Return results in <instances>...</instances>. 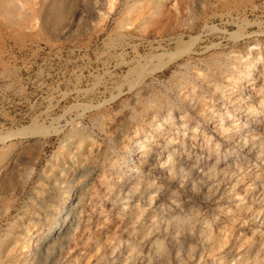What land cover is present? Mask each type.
Listing matches in <instances>:
<instances>
[{"label": "rangeland", "instance_id": "obj_1", "mask_svg": "<svg viewBox=\"0 0 264 264\" xmlns=\"http://www.w3.org/2000/svg\"><path fill=\"white\" fill-rule=\"evenodd\" d=\"M34 1H26L27 6L32 7L31 2ZM96 1L98 0H89V3L88 0H78L79 3L77 2L73 14L69 16L62 29L53 28L51 21L47 24L43 23L39 16V18L25 19L27 25L17 27L0 15V152H4L0 154V165L4 162L7 151H12L14 154L15 150L22 149V154L18 152V157L25 159L18 160L16 169L10 172L9 181L11 185L16 184L15 188L5 189L0 193V210L3 209L0 212V237L5 232H9V235L17 238L18 247L12 264L20 263L23 258L20 253L25 248L22 242L36 227L33 224L38 222V217L28 222L27 211L34 196L39 193L38 185L47 184L45 179L39 176L50 173L63 157L68 158L67 144L70 139L67 133L72 128L83 129L87 135L90 134L89 137L94 139V142L86 141L84 144L83 156L87 154L83 158L85 163H91V161L93 163L95 158L99 165L104 164V168L107 169L103 172L102 167L96 168V173L93 172L90 177L89 195L93 201L89 200L87 205L85 203L83 206L84 217L80 219L78 237L71 242L70 247L63 250L61 255L63 264L65 261L71 264H264V194L260 192V189H249L246 185H232V188L231 185H217L216 178L202 179L198 176L202 173L203 166L217 159L218 153L220 154L218 165L224 166L226 163L229 167L233 166L236 157L228 154L229 149L225 151L227 145L231 147V151L234 150L231 152L233 154L242 152L243 156L241 155L239 160L246 159L249 151L241 147L236 152V147L231 140L227 143L220 138V152L214 146L211 147L207 162L208 150L206 142L200 138L202 135L200 128L204 126L208 130L211 126L205 125L207 123L204 118L200 119L196 143H191L192 139H190V134L194 132L189 128L194 124L192 119L187 122L186 134L183 135L180 131L181 138L174 139V144L179 143L178 158L184 159L188 155V161L193 163L192 167L184 170V176H174L159 166L145 164L138 177L139 187L134 192L135 196L121 198L118 194L119 188L126 181V177L120 176L123 166L117 163L116 167L115 165L110 167L115 157L119 161L130 158V146L134 144L137 133L149 132L150 134L155 129V125H151V118L154 115L152 108L150 107L147 111H138L137 106L140 103L135 97L137 98L139 88L147 89L143 95L147 98H151V93L167 95L169 87L180 76L183 62H187L188 58L194 54H196L195 57L207 54L198 53L201 50L204 52L203 48L215 41H221L222 47L235 49L236 53L237 50H242L244 55L240 54L242 56L240 60L243 62L254 57L255 51L257 55L259 54L258 65L261 67L264 64V35H261V30L264 29V0H199L201 4L198 0H182V5L186 6H184L186 11L183 9V12L186 13L181 14L182 19L181 17L178 19L176 35L165 37L160 36V32L156 31L149 38L142 39L141 31L143 26H146V22L142 24L143 26H139V29L127 38L128 40L119 33L125 27H115L114 19L117 18L118 12L108 21L106 30L98 34L99 28L95 23L98 18L97 9L94 6ZM37 4L33 3V8H36ZM103 6L106 7L102 4ZM89 7L91 9H88ZM85 10H88L87 13ZM83 13L88 16L84 14L85 17ZM149 21L148 24H152ZM125 22L123 25L130 26L127 19ZM237 22L242 25H238ZM213 24H215L214 27ZM231 30L244 32L242 39L237 41L229 35ZM257 30L258 32H255ZM135 43H140L141 50L145 54L159 53L167 49V51H177L188 47L195 50L186 52L184 56L176 58L168 66L160 68L158 66L160 59L166 58L167 53L161 54L162 57L157 55L158 57L155 56L156 58L147 63L140 62L135 58L137 55L136 50L133 49ZM244 51L247 52L246 55ZM143 66L152 69L153 71L147 70L151 74L147 72L145 75L140 74L139 70L141 71L140 68ZM173 74L176 78H173L175 77ZM230 80L229 77L224 81L225 84L227 83L222 86L224 91L212 90L208 93L204 106L213 104L212 109L215 115L222 109L230 110L229 112L232 113L233 107L236 106L234 103L224 102L225 98L220 96L222 92L231 93L232 97L235 96L234 101L238 100L237 96L249 95L250 91H242L238 86L232 92L233 85L228 84ZM260 81L259 79L258 82ZM134 83L137 84L134 85ZM184 90L179 91V94L181 92L183 94ZM136 100H138L137 105ZM242 107H245V104ZM238 109L242 110V108ZM132 110H136V113ZM238 113L233 117L240 122L241 119L236 118ZM102 118L103 124L99 125L102 123ZM40 129L43 130L42 134ZM262 134L264 136V132ZM149 137L150 140L156 139L152 135ZM161 139L159 137L155 142L161 143ZM182 140H185V143L181 142ZM216 140L213 138L211 142ZM29 142L34 146L31 144L29 147ZM201 142H203L201 148L204 152L200 155V162L196 163L197 154L191 152L189 155L186 151H182L184 148L181 147L183 144L186 147L192 144L190 147L200 149ZM90 143L93 145L91 146ZM24 146H28L29 149ZM74 149L72 147V150ZM164 150V155L170 152L166 148ZM253 161L252 159L251 166L245 169V172L251 173L249 180H254L255 171H260L264 181V156L257 159L258 165L254 167ZM74 167L71 166L68 170ZM28 172H31L30 175ZM72 173L77 175L75 170ZM127 173L132 174V178L138 171L133 168L127 170ZM119 176L121 182L118 181ZM149 176L155 178L156 185L161 184V188H151L154 199L145 205L144 214L137 218L132 213L133 205L140 196H142L140 200L144 199L142 194L145 188H149ZM21 185L28 187L24 189ZM13 192L18 193L16 201L13 200L15 198ZM139 204L142 205V203ZM6 211L10 214H5ZM164 218H166L165 221ZM151 222L153 234L139 235V227L146 226L149 230ZM155 224L157 227L154 226ZM26 225L29 227L27 228ZM10 226L12 228L9 230ZM83 258L86 262L82 261Z\"/></svg>", "mask_w": 264, "mask_h": 264}, {"label": "bare ground", "instance_id": "obj_2", "mask_svg": "<svg viewBox=\"0 0 264 264\" xmlns=\"http://www.w3.org/2000/svg\"><path fill=\"white\" fill-rule=\"evenodd\" d=\"M26 1H28V0H0V15L6 17L8 22L15 24L17 27H22V26L27 25V21L25 19H30L31 17H33V19H34V17L39 16L42 18L43 23L47 24L51 21V22H53V26H52L53 28L62 29L64 27V24L67 22L69 16L71 14H73L74 8L77 6V2H78V0H39V1L35 0L34 2H31V4H32V7H31V6H27ZM88 2H89V0H88ZM199 2H201V1L198 0V3ZM33 3H35V5L38 3L37 4L38 6L36 8H33ZM102 4L106 5V7L103 6L104 7L103 8ZM199 4H201V3H199ZM90 6H92V5L90 4ZM94 6L96 7V8L95 7L94 8L97 9V12H98V18L96 19L95 23L99 29L97 30V28L94 27L95 30L98 31V34H101L102 32H104L106 30V27L108 26V21L112 18V16L114 14H116V12H118L117 18L114 19V20H116L115 27L116 28H121L123 26L125 27L124 29H121L119 31V33H120V35L124 36L126 39L129 36H132L133 32H135L136 30L139 29V26H141L142 24H145L146 22L148 24L149 20H150L149 22H151L152 24H148V25L146 24V26L142 25L144 28L141 27V28H143L142 31L140 30L142 32L141 33L142 39L149 38V36L151 34H153V32H156V31L160 32L159 33L160 36H165V37L174 36L177 34L176 32H178V27H177V24H178L177 22L179 21L178 19L181 17L182 13H186V12H183V9H185L186 6L182 5V0H98V1H96V4ZM197 6H199V5L197 4ZM88 9H91V8L89 7ZM83 10H84V8H83ZM87 11H86V13H87ZM185 11H186V9H185ZM86 13H83V15L84 14L87 15ZM183 16H184V14H183ZM83 19H85V18H83ZM126 19H127L128 23H130V26H132V27H130V26L126 27L125 25H123V23L126 21ZM181 19H182V17H181ZM83 21H85V20H83ZM180 21H182V20H180ZM31 22H32V20H31ZM86 23L88 24V21ZM86 23H84V24H86ZM95 23H93V24H95ZM228 23H229V21H228ZM246 23H248V21ZM81 24H82V22L80 23V25ZM125 24H126V22H125ZM240 24L238 23V25H240ZM92 25H90V26H92ZM188 25H189V23H188ZM214 25L215 24H213V27H214ZM85 26H87V25H85ZM189 26H188V28H189ZM215 29H217V28H215ZM215 29H212V30H215ZM220 31H221V29H220ZM239 31L238 30L237 31L231 30L229 35H231L234 39L239 41L242 39L241 37L244 33V32L241 33ZM261 31H262L261 35H264V29ZM255 32H258V30ZM63 34H62V36H63ZM195 38H197V37H195ZM153 39H155V38H153ZM181 39H183V38H181ZM259 39H260V37H259ZM253 40H255V39H253ZM263 40H264V38H263ZM189 42L191 43V41H189ZM158 43H160V42H158ZM153 44H155V43L153 42ZM256 44H259V43H256ZM261 44L263 45V43H261ZM134 45H135V47L133 49L136 50L135 53L137 52V55L135 56V58H137V61H140V62L147 63L150 60H152L153 58H156L155 56L159 55L160 57H162L161 54L167 53V54H165L166 58H162V59L158 58L161 60L160 64H159V62L157 63V65L159 64L158 66L160 68L168 66L172 61L176 60V58L184 56L186 54V52H189V51L192 52L193 50H195V49L190 48V47H188L186 49H181V47H182L181 46L180 47L181 50L178 49L177 51H174V50L172 51L171 49H169L171 51H167L168 50L167 49V50H164L163 52L159 51V53L155 52V53H150V54L146 53L145 54L141 50L140 43H138V44L135 43ZM168 45H170V44H168ZM191 45H193V44H191ZM253 45H255V44H253ZM234 48H236V47L234 46ZM203 49L205 51L201 52L202 51L201 50L198 54H201V53H207V54H205L203 56L199 55L198 57H195L196 54H194V56L192 55L190 58H188L187 62H185V63L183 62V69L181 68L180 76H179L178 80L169 87L170 90H169L167 95L161 96L163 94H159V93H153L152 94L151 93V98L150 97L147 98V97L143 96V95H145L144 92L147 89L143 90L142 88H139V91L137 93L138 94L137 98L135 97V99H138L139 103H140V105L137 106L138 111L139 110L141 112L143 110L147 111L150 107L152 108L151 111L154 113V115H152L153 117L151 118V125L154 124L155 129L153 132L150 131L152 134L151 133L149 134V132L136 134L137 136L134 139V144H132L130 146V150H131L130 158H128V159L125 158L122 161H119V159L115 157L114 160H112L110 163V167H112L114 165L116 167L117 163L121 164V166H123V170L120 171V172H122L120 176L126 177V181L119 188L118 194L121 196V198L135 196L134 192H136V190L139 187L138 186V180H139L138 177L141 175V173L143 171V165H145V164L159 166V168L165 170L166 172H168L169 174L174 175V176H179V177L184 176L185 175L184 170L186 168L192 167L193 163H190L188 161L189 160L188 155H186L184 157V159H183V157L178 158L177 152H179L180 148L178 149L177 145L179 143L177 145L174 144V142H175L174 139H177L179 137L180 131H182L183 135L186 134V132H187L186 129H188L187 122H188V120L192 119L191 121H194V124H192L191 127H189V128L192 129V131H194L190 134V137H191L190 139H192L191 143H194L198 138V132H199L198 127H199V123H200L201 118L205 119V121L207 123L205 125L211 126L210 128H208V130L204 126L202 128H200V132L202 134V135H200L201 136L200 138L204 139V141L206 142V146H207V147L206 146L205 147L208 150L207 158H206L207 162L209 161L208 156L210 154L209 151H210L211 147L214 146V148L217 149L218 152H220V138H223L222 141H226V142L231 140L233 143V146L236 147V149H235L236 152L238 151V149H241V147L243 149L247 148L249 151V155L246 156V159L239 160L240 159L239 157L241 155L243 156V154H241L242 152L233 154L231 152H233L234 150L231 151V147L229 148L227 145L225 147V151H228V149H229L230 153L228 152V154H231V156L235 155V157H236L234 164H232L233 166L229 167L226 163L224 166L218 165L219 158H220V154L218 153L217 159L214 162L207 164V166H203L202 170H201L202 173L199 175L197 174V175L200 176V178H202V179L206 178V177L216 178L217 179V185H231V186L232 185H246V188L253 189V190H255V189L259 190L260 189V192L262 194H264V181H263L262 173L260 171H255L254 180H249V176L251 175V173L245 172V169H248L249 166H251L250 161L252 159L254 160L253 161V163L255 164V165H253V167H254V166L258 165L257 159L264 156V136L262 134L264 132V68H261L262 66H264V64H262L261 67L258 65L259 54L257 55V52L255 53V51H254V57L250 58L249 60L247 59L246 62L241 61L240 58L244 55V54H242L243 52H241L242 50L241 51L237 50V53H236L235 49H229L227 47L226 48L222 47L221 41H217V42L215 41L211 44L209 43ZM244 52H246V51H244ZM240 54L242 56H240ZM246 54H247V52L245 53V55ZM125 61H126V59H125ZM144 66H143V68L139 67L141 69V71L139 70V72H141L140 74H143V75H145L146 72L148 73L147 70L150 69V68H145ZM151 67L154 68L153 66H151ZM256 69H258V70H256ZM151 70L152 69H150V71ZM148 74H151V73H148ZM173 76H175V75L173 74ZM141 77H142V75H141ZM229 77L231 78V80H230V83L228 82V84L233 85V88H231L232 92L234 91V88H236L238 86V87H240V90H242V91L243 90H246L248 92L250 91L249 95L252 94V96L246 95L247 93L245 94L246 96H241V97L236 95L237 96L236 99H238V100L234 101L233 98L235 96L232 97L231 93L227 92L228 94H225L222 92L220 94V96L225 98L224 102L228 101V102L234 103V105L236 104V106L233 107L232 113H230L231 112L230 110H229L230 111L229 112L227 110L223 111V109H222L219 113H216V115H215V113H213V109H212L213 104H211L210 106H204V104L206 102L205 100L208 97V93H210L212 90H214V91H216V90L220 91L221 90L222 91L223 90L222 86L227 85V83L225 84L224 81L226 80V78H229ZM173 78H176V76ZM136 79H138V78H136ZM140 79H138V80H140ZM259 79L261 80L260 81L261 83L258 82ZM132 81H133V79H132ZM130 82L131 81H129V83ZM135 82H137V81H135ZM162 82L164 83L166 81H162ZM168 82H170V81H168ZM135 84H137V83H134V85ZM129 85L131 86V83ZM145 88H149V87L145 86ZM182 89L183 90L185 89L183 94H182V92H181V94H179V91H181ZM246 91H244V92H246ZM148 93H149V90H148ZM135 99H133V100H135ZM138 100H136V105H137ZM244 104H245V107H242V106H244ZM132 108H134V107H132ZM238 108H242V110H240ZM132 111H134L136 113V110H132ZM237 112H239L238 113L239 115L236 118L237 119L240 118L241 119L240 122L236 121L235 117H233V116H236ZM150 115H151V113H150ZM140 116H141V113H140ZM215 116H218V118H215ZM100 117H102V116H100ZM176 117H177V119H176ZM226 118H228V119H226ZM216 119H218V120H216ZM210 121H212V122H210ZM102 124H103V118H102V123L99 125H102ZM40 130H42V129H40ZM147 130H148V128H147ZM65 132H66V130H65ZM85 132L83 129H80V128H74V129L72 128L71 130L69 129V131L67 133V135L69 136V139H70V142L67 144V148L69 149V152H67L68 158L63 157L58 162V164L57 163L55 164L54 167L51 165L53 168L51 167L52 170L50 173H48L45 176H39L40 178L45 179L47 184L44 185L42 183L43 185H38V189H37L38 191L37 192H39V193L35 192V193H37V195L34 196L33 201L29 204V209L27 211L28 219H29L28 222H32L35 219H37L35 217H38V222H36L37 224H33V226L35 225L36 227H34L35 229L33 228L32 232L30 231L31 233L29 232L30 234H28V237H27V235H26V237L24 236L25 238H24V241L22 243H23V247H25V248L20 253L21 257H23V258L22 259L20 258L21 260H20L19 264H63V258L61 257L63 250L65 248L70 247L71 242L76 237H78L79 232L77 233V231H78L79 226H80V221H81L80 219H81V217H84L83 216V211H84L83 206L85 203L87 205V201L91 200L90 199L91 196L89 195V190L91 187L90 177H91L92 173L95 172L96 168L102 167L103 172H105L104 170L107 169V168L106 169L104 168V166H105L104 164L99 165V163L96 162L97 160H95V158H93V163H92V161H91V163L90 162L85 163L86 161L83 160V158H85L87 155L86 154L85 157L83 156L84 144L86 143V141L87 142H94V139L91 136L90 137L88 136L90 134L87 135V132H86V134H85ZM42 133H43V130L41 131V134ZM126 134H123V135H126ZM150 135H152L154 138H156L155 140H157V138H159V137H161L163 140L161 139V141H162L161 143L155 142V140H150V137H149ZM180 136H181V134H180ZM179 138H181V137H179ZM213 138H216L217 140L215 142H211V139H213ZM34 141L35 140H33V144L36 143V142L34 143ZM63 141H64V139H63ZM181 142L185 143V140H182ZM203 142L200 143V149L198 147H197L198 149L190 147L192 144H190L189 147H186L183 144V146L181 148H184V149L182 151H184V152L186 151V153L189 155L191 152H195V154H197V156H198L196 163H198V162H200V159H201L200 158L201 153L204 152V149L201 148V146L203 145ZM29 144H30V142H29ZM31 144L29 145V147L31 146ZM23 145H25V144H23ZM90 145H91V143H90ZM24 147L28 148V146H24ZM32 147H31V149H32ZM72 147L75 149L72 150ZM163 148L164 149L166 148L170 152L169 153L166 152L168 154L164 155L163 153L165 150ZM32 150L34 151V148ZM21 151H22V149L21 150H15L14 154L12 153V151H10L11 154L9 151L5 152L6 156L4 158V162L0 165L2 167V168L0 167V184H1L0 185V193L3 192L5 189H10V188L14 189L15 188L14 186L16 184L11 185V183L9 181V178H10L9 175H10V172H12L14 169H16L17 161L23 159V158L19 159V157H18V152H21ZM26 151L27 150H25V152ZM2 152H0V154ZM21 154H22V152H21ZM110 155H112V154H110ZM21 156H24V155H21ZM24 157H26V156H24ZM28 158H30V157H28ZM23 160H25V159H23ZM193 162H195V161H193ZM71 166H75V167L70 168V171L75 170V172H77V175H73L72 171L70 172L68 170L69 167H71ZM133 168L136 169L138 171V173L136 174V176H133L131 178L132 174L127 173V170H129V169L132 170ZM46 171H48V169ZM31 172H32V170H31ZM31 172H28V174L30 175ZM100 174H101V171H100ZM29 175L27 177H29ZM120 176H119L118 181H120ZM148 178H149V186H148L149 188H145L143 190V194H142L144 199L140 200V198L142 197V196H140L138 198L139 200L136 203H134V205H133L132 213L135 214V216L137 218H140L144 214V212L146 210L145 205L149 202H152L154 199L153 195L151 194L153 189H151V188L152 187H156L158 189L161 188V184H159L160 186L156 185L157 181L155 180V178H153L151 176H149ZM104 181H106V180H104ZM33 182H34V180L32 181V183ZM21 187L26 189V187H28V186L27 185H21ZM232 188H233V186H232ZM113 192H114V190H113ZM13 195H15V198L13 200L16 201V198H18V196H17L18 193L13 192ZM94 199H96V197ZM21 200H23V199H21ZM92 201L93 200H91V202ZM139 203H142V205H140ZM11 206H12V204H11ZM2 208H4V207H2ZM6 209H7V207H6ZM2 210H0V212ZM5 214H10V213L9 212L7 213V211H6ZM89 217H90V215H89ZM25 220H26V218H25ZM165 220H166V218H164V221ZM13 223H15V222H13ZM156 224H157V220H156ZM156 224L154 225L155 227H157ZM15 225H17V224H15ZM26 226H22V227L25 228ZM149 226H151V228H149V230H148V227H146V226H142V227L140 226L139 227L140 230L138 232L139 235H141L143 233L146 234L147 236L152 235L153 234L152 222ZM28 227L29 226H27V228ZM30 227H32V226H30ZM11 228H12V226L9 227V230ZM26 231H28V229ZM15 232H18V231H15ZM207 235H208V232H207ZM16 240H17V238L11 234L9 235V232H5V234L0 237V264H12L13 263L15 251H17V247H18L16 244ZM100 246H102V245H100ZM90 255H88V256L90 257ZM82 261H85V259ZM65 264H71V263L69 261H65Z\"/></svg>", "mask_w": 264, "mask_h": 264}]
</instances>
